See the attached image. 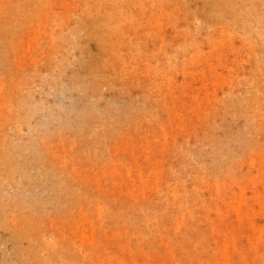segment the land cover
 I'll use <instances>...</instances> for the list:
<instances>
[{"label":"rangeland","instance_id":"rangeland-1","mask_svg":"<svg viewBox=\"0 0 264 264\" xmlns=\"http://www.w3.org/2000/svg\"><path fill=\"white\" fill-rule=\"evenodd\" d=\"M263 19L264 0H0V264H264V119L240 102ZM165 191L192 201L149 219Z\"/></svg>","mask_w":264,"mask_h":264},{"label":"bare ground","instance_id":"bare-ground-1","mask_svg":"<svg viewBox=\"0 0 264 264\" xmlns=\"http://www.w3.org/2000/svg\"><path fill=\"white\" fill-rule=\"evenodd\" d=\"M251 21H253V20H251ZM259 22H260L261 26L264 27V19L259 20ZM255 40L260 41L264 45V42H263L264 41V32H260L258 34V37L255 38ZM153 46H154V50H156V44L152 43L151 48ZM246 79H250V75L243 76L242 81H244ZM246 86H249V88L251 89L249 91L250 94L243 96L241 98L240 102H242V105L243 104L245 105V109L250 110L252 113H255L258 110L260 118L264 119V117H263V114H264V96L258 93L260 88L264 89V85H261L260 83L253 82L252 80H250V82L248 84H246ZM235 102H236L237 106L241 109L242 105L240 104V102L238 100H235ZM260 118L259 117L255 118L253 121V124L254 125L258 124L260 122ZM228 158H229V156H228ZM236 163H237L236 161H233L232 163L227 164V160H223V163L219 164L218 167L209 166L208 170L211 172L214 171V172L219 173L221 171V168L226 167L228 169V171L230 172V174H234L235 173L234 169L236 168ZM182 175L184 178L187 177V173L185 171L182 172ZM176 194L172 195V194L168 193L167 191H165V195L163 196L164 198H159L155 202V207L159 208L158 214L153 212V213L147 215V217L149 219L156 218L159 221L165 220L166 218H168L170 216V214L172 213V210L174 209V207L173 206L166 207L165 206L166 200H173L175 202H176V200L179 202L185 201V202H187L186 204L191 203L192 200L186 192L181 193L179 199L174 198V196ZM185 210H186V207H182L179 211H181V213H183ZM166 211H168V212H166ZM256 239H258V238H256ZM185 240L187 242H189L191 240V238L186 237Z\"/></svg>","mask_w":264,"mask_h":264}]
</instances>
